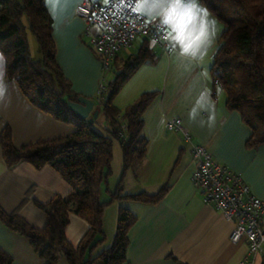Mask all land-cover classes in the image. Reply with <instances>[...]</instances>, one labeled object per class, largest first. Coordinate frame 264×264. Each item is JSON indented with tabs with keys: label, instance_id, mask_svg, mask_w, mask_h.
Wrapping results in <instances>:
<instances>
[{
	"label": "crops",
	"instance_id": "0c3cea01",
	"mask_svg": "<svg viewBox=\"0 0 264 264\" xmlns=\"http://www.w3.org/2000/svg\"><path fill=\"white\" fill-rule=\"evenodd\" d=\"M80 1L44 0L53 20L57 64L71 83L72 91L93 100L96 106L102 71L89 43L93 31L87 30L75 15V5ZM138 4L142 16L165 28L167 39L165 46L146 42L153 60L140 65L113 99L122 112L142 94L158 92L142 115V133L147 141L145 157L137 169L126 173L123 192L151 196L163 186L167 191L156 204L125 201L108 208L109 204L102 217L105 240L93 249L91 256L107 248V219L110 235L116 226L118 205H123L136 217L128 229L123 264H262L263 255L248 256L244 238L236 243L230 241L233 223L214 206L203 203L201 193L191 182L196 162L190 147L182 140L181 133L165 127L167 119H181L193 142L205 146L215 162L240 175L250 194L264 202V146L246 148L249 128L236 111L227 110L224 92L213 89L209 76L223 26L199 0H184L176 8L178 15L187 13L182 33L169 21L170 0H140ZM23 23L27 26L26 20ZM201 32L203 36L197 38ZM143 43L138 38L131 47L117 54L112 67L114 76L122 62L134 54L129 51L137 49V52ZM41 57L30 58L38 63ZM3 58L0 52V134L8 130L15 148L72 134L73 125L54 120L35 108L22 96L17 84L6 79ZM112 155L113 178L109 191L114 189L122 172L120 145L113 148ZM3 159L0 147L1 210L18 213L33 228H43L45 216L36 204H47L56 195L67 196L70 186L50 166L35 169L21 162L9 168ZM87 229L84 219L71 214L64 232L76 247ZM0 250L11 256V264H45L22 235L8 230L1 222ZM56 264L69 263L60 254Z\"/></svg>",
	"mask_w": 264,
	"mask_h": 264
},
{
	"label": "trees",
	"instance_id": "16d2710c",
	"mask_svg": "<svg viewBox=\"0 0 264 264\" xmlns=\"http://www.w3.org/2000/svg\"><path fill=\"white\" fill-rule=\"evenodd\" d=\"M199 1L223 26L209 75L213 89L224 92L227 110L236 111L249 128L246 148H260L264 146V0ZM45 7L44 0H0V52L5 59V77L17 84L22 96L35 108L54 120L73 125L75 130L68 136L38 140L20 148L13 147L9 131L5 130L0 134V147L7 167L21 162L35 169L50 166L71 189L67 196L56 195L47 204H36L46 220L41 229L33 228L18 213L7 214L1 208L0 222L8 230L22 235L45 264H56L60 254L69 264H123L128 229L136 217L121 205L115 217L111 245L95 257L91 256L93 249L105 240L102 231L105 208L113 202L125 201L156 204L167 191L163 186L151 196L123 192L126 173L137 169L145 157L147 141L142 133V115L158 92L142 94L122 112L113 104L128 78L140 65L153 60L152 50L145 41L136 53L122 62L107 84V91L96 105L106 123L103 135L67 107L69 101H76L79 96L72 91L71 83L57 64L53 20ZM23 20L27 21V26ZM27 32L38 42L41 62L30 58ZM114 140L121 148L122 172L114 189H106L108 201L102 202L101 187L107 185L112 175ZM71 214L88 224L76 247L64 232ZM11 263V256L0 250V264Z\"/></svg>",
	"mask_w": 264,
	"mask_h": 264
},
{
	"label": "built area",
	"instance_id": "2783aa9c",
	"mask_svg": "<svg viewBox=\"0 0 264 264\" xmlns=\"http://www.w3.org/2000/svg\"><path fill=\"white\" fill-rule=\"evenodd\" d=\"M139 2L81 0L75 5L76 17L85 23L87 30L93 31L89 43L102 75L110 71L117 54L131 47L138 38L165 46V28L157 21L142 16L138 10ZM106 91L107 84L100 81L96 92L97 104H100ZM182 126L181 119L177 117H171L165 123L167 130L181 133L182 140L190 147L189 152L196 162L190 176L194 189L201 193L203 203L214 206L226 220L233 223L230 241L236 243L244 238L248 256L261 254L264 264V202L250 194L240 175L215 162L205 146L195 144ZM122 128L125 129L124 124ZM120 136L123 137V133Z\"/></svg>",
	"mask_w": 264,
	"mask_h": 264
},
{
	"label": "rangeland",
	"instance_id": "374dc122",
	"mask_svg": "<svg viewBox=\"0 0 264 264\" xmlns=\"http://www.w3.org/2000/svg\"><path fill=\"white\" fill-rule=\"evenodd\" d=\"M27 39H28V46H29L30 53H31V58L34 59V60L40 58L41 57V53H40V49H39L38 42H37L36 38L32 34L28 33V38ZM133 50H130L129 53H135L137 49H135L134 51ZM101 77L102 78L104 77V79L102 80V78H101L100 81H102L105 84H108L111 81V79L114 78V69L111 67L110 71L109 72L108 71L105 72V75L103 74ZM94 122H93L92 125H93V128L95 129V131L105 135L106 134L105 133L106 123H105V120H104L103 116L99 115L98 117H96ZM112 143H113V148H117L118 145H119L116 140H114ZM112 178H113V174L109 177V179H107V185L106 186L102 185L103 187H102L101 192H100L101 201L102 202L108 201L109 194L107 193L106 189L109 188L108 186H110L109 184H111V179ZM116 204H118V203L117 202H113V203H111L108 206V208H110V207L113 208L114 206H116ZM118 206H120V205H118ZM124 207H126V206H124ZM107 217H108V213H107ZM108 221H109V218L107 219V223H106V230H107V234H108V240L106 239V244L104 242V244L107 247L109 246V244H111L112 239H113V237L115 235V230H114V232H110L112 234L109 235V224H108ZM115 229H116V226H115ZM106 246H104V247H106Z\"/></svg>",
	"mask_w": 264,
	"mask_h": 264
},
{
	"label": "water",
	"instance_id": "95a60500",
	"mask_svg": "<svg viewBox=\"0 0 264 264\" xmlns=\"http://www.w3.org/2000/svg\"><path fill=\"white\" fill-rule=\"evenodd\" d=\"M67 107H69L76 116L86 120L89 125L93 124L100 112L99 106H94L93 100L83 96H79L76 101H69Z\"/></svg>",
	"mask_w": 264,
	"mask_h": 264
},
{
	"label": "snow or ice",
	"instance_id": "6c2138e0",
	"mask_svg": "<svg viewBox=\"0 0 264 264\" xmlns=\"http://www.w3.org/2000/svg\"><path fill=\"white\" fill-rule=\"evenodd\" d=\"M187 16V13H184L183 15H178L176 13V8H172L168 12V18L169 21L174 22L176 25V29L179 32H183L184 26H185V17Z\"/></svg>",
	"mask_w": 264,
	"mask_h": 264
},
{
	"label": "clouds",
	"instance_id": "9594fccd",
	"mask_svg": "<svg viewBox=\"0 0 264 264\" xmlns=\"http://www.w3.org/2000/svg\"><path fill=\"white\" fill-rule=\"evenodd\" d=\"M184 0H170V8H178L183 4ZM203 32H201L200 34H198L197 38L202 37L203 36Z\"/></svg>",
	"mask_w": 264,
	"mask_h": 264
}]
</instances>
